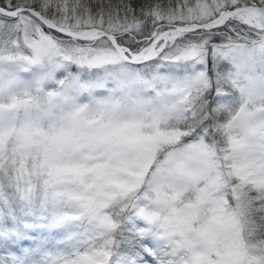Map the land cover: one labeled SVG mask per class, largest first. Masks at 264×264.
<instances>
[{"label": "rangeland", "instance_id": "1", "mask_svg": "<svg viewBox=\"0 0 264 264\" xmlns=\"http://www.w3.org/2000/svg\"><path fill=\"white\" fill-rule=\"evenodd\" d=\"M235 1L167 5L148 34L116 36L155 44L140 65L108 37L0 19L22 31L0 39V244L14 264H264L248 232L264 197V20L167 31Z\"/></svg>", "mask_w": 264, "mask_h": 264}, {"label": "trees", "instance_id": "2", "mask_svg": "<svg viewBox=\"0 0 264 264\" xmlns=\"http://www.w3.org/2000/svg\"><path fill=\"white\" fill-rule=\"evenodd\" d=\"M188 1L192 0H0V5L8 9H15L24 4L30 5L64 28L81 30L97 27L121 37L125 36L126 33H129L130 36L148 34L154 26L161 24V22L157 21L158 16L155 14L157 10H162L166 8L167 5H171L172 7L184 6ZM263 1L264 0H236L235 2L225 4L222 9L226 10L250 4H259L263 7ZM26 13L28 12H23L18 14V17H13L0 12V19L4 23L9 21L13 22L18 20L19 16ZM28 14L38 23H41L36 17L30 13ZM225 20H228V18ZM231 24H235L234 29H240L242 35H247L248 37L251 35L243 33L245 32L244 27L246 29L250 28L248 25H240L238 23ZM13 31L14 28L12 26L2 27L0 29V39L19 38L22 34V31ZM56 34L59 38L68 41L72 39L66 35ZM257 38L259 39L260 36H257ZM5 50L6 48H4L3 52H5ZM156 60H158V58ZM89 105H91V103H89ZM131 211L132 209L130 208L126 210L127 217ZM248 220L250 224L248 232L251 238L254 241L263 242L264 197L262 199H257V201L250 205L248 209ZM29 234L33 237L34 232L32 230L27 231L23 236L26 235L27 238L31 239ZM6 249L7 248L0 244V264H14L13 259L15 258L22 260L21 255L19 257L14 256L17 254L19 255V252L14 253ZM83 251L84 249H80V252ZM38 256L37 254L36 258H39ZM36 258L35 260H40ZM26 261H34V258L26 259Z\"/></svg>", "mask_w": 264, "mask_h": 264}, {"label": "water", "instance_id": "3", "mask_svg": "<svg viewBox=\"0 0 264 264\" xmlns=\"http://www.w3.org/2000/svg\"><path fill=\"white\" fill-rule=\"evenodd\" d=\"M252 8L260 9V10L263 11V8H261L258 5H249V6H244V7H241V8H233V9H229V10L223 11V12L219 13L218 15H216L215 17H213L212 19H210L209 21L199 23V24H197V25H195V26H193L191 28H185V27L180 26V25H175L173 27H170L167 31H180L181 32V31L192 30V29H195V28H209V27H213V26H216V25L220 24V22L223 19L227 18V17L238 15V14H240L242 12L249 11ZM0 11L5 13V14L12 15V16H16L19 12H22V11H28L31 14L35 15L37 18H39L43 23L48 25L51 29H53V30H55V31H57L59 33L68 35L70 37H73L75 39L86 40V39H92V38L101 37V36L108 37L111 40L112 44L119 50L121 55L123 57H125V58H128L126 56V54L123 52V50H121L119 48L118 42H117V40L115 38V35L110 33V32L102 31L100 34H97V33H94V32L89 34L88 33L89 31H86V30L82 31V32H76V31H73V30L64 29L61 26H59L58 24H56L54 21H52L51 19H49L48 17H46L45 15L40 13V11H38L37 9H35L34 7H31L29 5H22L19 8L13 9V10H10V9L5 8V7L0 5ZM167 31H164L162 34H165ZM131 55L133 57L137 56L136 53H131ZM132 59L133 58L130 57V60H132Z\"/></svg>", "mask_w": 264, "mask_h": 264}, {"label": "bare ground", "instance_id": "4", "mask_svg": "<svg viewBox=\"0 0 264 264\" xmlns=\"http://www.w3.org/2000/svg\"><path fill=\"white\" fill-rule=\"evenodd\" d=\"M249 13H251V15L253 16V17H256L257 15H258V13L260 14V15H258L261 19H262V22H263V20H264V16H263V14H261L260 13V11H258V10H250V12ZM258 18V17H257ZM260 19V20H261ZM263 25H264V23H263Z\"/></svg>", "mask_w": 264, "mask_h": 264}]
</instances>
